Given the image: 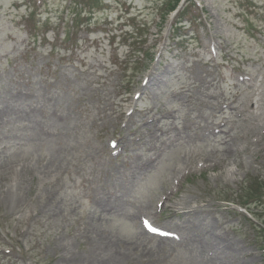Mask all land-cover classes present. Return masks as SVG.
Listing matches in <instances>:
<instances>
[{
    "label": "rangeland",
    "instance_id": "obj_1",
    "mask_svg": "<svg viewBox=\"0 0 264 264\" xmlns=\"http://www.w3.org/2000/svg\"><path fill=\"white\" fill-rule=\"evenodd\" d=\"M100 1L0 0V264H264V0Z\"/></svg>",
    "mask_w": 264,
    "mask_h": 264
},
{
    "label": "bare ground",
    "instance_id": "obj_2",
    "mask_svg": "<svg viewBox=\"0 0 264 264\" xmlns=\"http://www.w3.org/2000/svg\"><path fill=\"white\" fill-rule=\"evenodd\" d=\"M202 80L204 81L205 84H207V81L204 78ZM250 80L251 79H249V81ZM146 82H147V84L150 82L149 77H148V81L146 79ZM209 82L210 81H208V83ZM258 83L256 85H258ZM259 85H260V83H259ZM146 87H148V86H146ZM263 92H264V89L263 88H261V87L258 88L257 87L256 95L259 94L261 96V94ZM211 96L215 98L216 95H211ZM260 96H259V98L256 97L257 99H256L255 102L257 103V107H259V104H260ZM241 99H242V97L240 98V101H242V102H239L238 105H233V102L232 101H223V102H220V103H217V104H213V103L205 104L206 105V108H208L210 110V113H211L213 119L210 120V121H207L208 120L207 119V116H204L202 114V116H201L202 118L201 119L203 121H205L204 127L202 129V134L203 135H207V134L211 133L213 130L214 131L215 130H219V127H221L222 125L228 124V122H231L232 121L228 117H225V116L220 117L221 114L225 113V110H231V111H234L235 110L236 112L235 111L234 112L236 114L237 113H241L242 111H244V109L241 108L242 107L241 105L243 104V100H241ZM184 105H188L187 101H185V104H183V106ZM238 107L241 110L238 109ZM103 110L104 109L102 108L101 111H103ZM173 111L174 110H172V113L169 112V114H172L171 115L172 119H174ZM254 111L257 114V111L256 110H253L252 112H254ZM158 120H159L158 118H152V119L148 120V122L151 123V122L154 121V125H156V123H157ZM158 130H160V128H158L156 126V128L154 130H152V132L150 133V136H152V138H157L158 139L159 136H163V135L168 134V131H166V132L165 131H161V134L157 136L156 131H158ZM230 137H232V135ZM140 138L141 137L139 136L138 140H140ZM171 139H172V136H168V137L162 139V143L164 144L167 141H170ZM152 148H153V146L150 147V150ZM159 150H160V147L158 148V150L155 151V153L157 155H158ZM148 159H151V157L148 158ZM140 161H142V160H140ZM186 166L187 165H182L181 166L182 170H185L186 169ZM168 197H169L168 195H166L165 197L163 196L162 197V200H161V204H164L169 199ZM176 203L181 204V202H176ZM148 212L151 213L152 210L148 209ZM188 212H191V211H188ZM180 223L181 222L175 223L174 224L175 227H173L172 224H165V225H162V226H158L157 227L156 225L155 226L150 225L149 223H147L143 219H141V221H140V224L142 225V227L144 226L143 229L146 228L147 233H150L151 235L156 236L158 238H165V239H167V237H169L171 234L173 236H176L178 234H179V236H182L183 235L182 232H184V228H186V226L184 227V225L183 224H180ZM198 239H199L198 241H200L202 238L201 237H198Z\"/></svg>",
    "mask_w": 264,
    "mask_h": 264
},
{
    "label": "trees",
    "instance_id": "obj_3",
    "mask_svg": "<svg viewBox=\"0 0 264 264\" xmlns=\"http://www.w3.org/2000/svg\"><path fill=\"white\" fill-rule=\"evenodd\" d=\"M87 2H84V3H87L88 4V8H90L89 10L91 11V7L92 6H98V8L100 7L101 5V1L100 0H85ZM70 2H73V0H70ZM82 4H80L81 6ZM77 13L79 11H76ZM259 185H251L249 184V186L246 188L245 192L243 193V197L246 198V201L250 202V201H259L260 200V188H262V186H259ZM247 203V202H245Z\"/></svg>",
    "mask_w": 264,
    "mask_h": 264
}]
</instances>
